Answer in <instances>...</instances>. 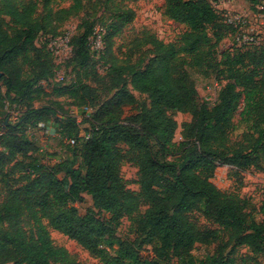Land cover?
I'll use <instances>...</instances> for the list:
<instances>
[{"label":"trees","instance_id":"trees-1","mask_svg":"<svg viewBox=\"0 0 264 264\" xmlns=\"http://www.w3.org/2000/svg\"><path fill=\"white\" fill-rule=\"evenodd\" d=\"M56 1L44 0L41 23L38 0H0V102L7 100L10 109L19 111L16 121L0 133V263L80 264L54 243V230L102 264H235L241 247L252 253L250 262L264 264V199L257 211L261 219L256 220L247 199L214 183L222 167L239 177L250 170L264 172V46L234 43L220 54L219 43L233 38L235 30L209 0H164L162 15L186 27L179 40L165 43L145 32L119 64L113 41L136 16L125 3L138 0H105L115 11V21L108 28L88 19L78 26L70 58L78 78L58 82L59 65L48 45L38 48L35 41L43 32L56 33L58 23L85 9L86 0H69V7L61 9L53 7ZM97 25L105 29L99 57L88 46ZM141 46H149L155 57L143 66L142 61L128 63ZM187 67L224 82L211 106L199 102ZM92 74L95 86L83 80ZM52 77L56 95L76 108L92 110L83 122L92 132L89 139L81 137L71 111L60 113L59 102L34 106ZM129 78L134 90L148 96L149 106L141 105L128 89ZM170 111L189 114L191 120L179 126ZM238 112V123L246 127L234 140ZM9 116L8 111L0 113V125ZM50 120L62 139H77V145H68L78 148L77 169L71 170L67 161L53 166L39 158L26 165L15 162L37 151L28 128L38 129ZM179 127L181 140L176 141ZM125 161L138 168L139 192L128 189L121 177ZM13 162L11 169L20 168L17 178L6 172ZM85 192L93 206L82 214L76 204ZM193 213L217 228H201ZM124 218L135 228L134 239L117 234ZM217 243L223 246L213 255L195 256L197 245Z\"/></svg>","mask_w":264,"mask_h":264},{"label":"rangeland","instance_id":"rangeland-1","mask_svg":"<svg viewBox=\"0 0 264 264\" xmlns=\"http://www.w3.org/2000/svg\"><path fill=\"white\" fill-rule=\"evenodd\" d=\"M211 2V0H209ZM117 2H121V0H117ZM127 6L132 8L135 13V19L132 23L128 24L124 29L121 35L114 38L113 41V53L114 56L117 57L120 62L119 64H123L129 55L131 54V48L133 46V42L135 38L143 36L145 32L154 34L160 40L165 43H174L177 42L181 36V34L186 30L184 25H180L178 23L169 20L168 18L162 15V9L164 5V0H138L136 2L127 1L125 3ZM212 4V2H211ZM69 0H57L53 7L55 9L67 8L69 7ZM214 7L221 12L223 15L227 14V11L230 14H244L247 15L246 12L252 11L250 14H260L261 11L258 9V4H253L250 0H220L218 3H213ZM46 15V10L44 7V0H38V10L37 17L39 22H43L44 17ZM115 11L114 9L109 10L105 5V0H86V7L83 11H81L78 15L72 16L63 23H58L56 27V33L53 32H43L41 33L35 44L38 48L42 46L48 45V41L53 36L57 37L62 34L64 31L68 30H78V26L88 19L90 22H100L103 23L107 28L115 21ZM9 21L8 19H6ZM257 30V39L258 42L253 47L264 46V24H260L259 27H256ZM47 42V43H46ZM234 44V40L231 37L224 39L219 43L217 49L221 54L222 52L229 50ZM73 55V54H72ZM67 53L62 54L59 57L53 55L57 72L62 71V75L65 77L66 82H70L74 78H78V68L75 67L74 64H71L70 55L66 58ZM132 61L128 63L135 64L137 62L142 61V65L147 64L155 57V54L152 53L149 46H141L138 49H134L132 52ZM105 67H101L100 70L103 72ZM26 70H29L26 67ZM187 73L192 79L194 85L196 86L199 93V102L207 103L211 106L216 102L218 92L221 88V84L224 82L217 81L215 78H206L203 75L197 73L195 70L190 67L186 68ZM2 72V71H1ZM3 73V72H2ZM84 82L95 86L96 80L93 77V74L88 78L83 77ZM54 82V78L52 77L49 82L45 85V95H42L41 98L35 101L34 106L40 107L43 104H48L49 102H59L61 105L58 107L60 113H69L73 108H76L75 105H71L69 99L64 96L56 95L54 91V86H56ZM128 89L132 92V94L136 97L138 102L141 105H150V101L148 96L145 94H141L140 92L133 89L130 84V78L128 79ZM5 104H7V109L5 108ZM9 101L4 100L0 102V113L3 115L8 111L10 116L5 121V124L0 125V133L4 132L6 129V124L14 123L16 119L19 117V111H13L9 107ZM7 110V111H6ZM169 114L178 122L179 126L184 122H188L191 120V115L184 113H177L170 111ZM240 120L239 112L234 117L235 122V131L233 132V139L237 140L240 138L243 131H245V124L238 123ZM47 126L51 128L52 134L47 135L44 132L38 130L34 126H30L28 128V135L31 140L36 145L37 151L28 155V156H20L15 161L17 164H30L33 159L39 158L41 164L53 166L55 164H60L65 161L72 162L70 169H77L80 164L79 152L78 148L70 147L66 143L64 139L59 136V129L56 128L54 121H47ZM87 125L82 126L86 128ZM181 129L179 127L176 134V141L181 140L180 135ZM13 162L9 168L6 170L8 175H12L17 178L20 175V168L11 169L16 163ZM66 173L60 175L62 178ZM120 174L125 182L128 189L131 191L139 192V179L140 174L138 172V168L131 162L125 161L122 163ZM242 179V181H240ZM214 183L216 186L222 191H230L236 192L240 194L241 197L247 199L249 201L248 212L254 216L256 220H260L261 216L258 214V207L260 202L264 199V172H257L254 170H250L243 175L236 174L235 171L230 170L228 167L219 168L216 172ZM79 207V210L82 214L86 212L87 208L93 206V201L91 196L85 192L83 194V201L76 204ZM192 220L203 229H216L217 226L213 225L211 222L204 219L200 214L193 213L191 215ZM117 234L122 238L134 239L136 237L135 228L132 225V222L124 218L120 221L117 226ZM51 236L54 240V243L58 246L65 247L73 256L77 258L80 264H102L99 260L91 257L87 251H85L81 246H79L75 241L69 239L63 234L51 230ZM227 238L224 236V241L226 242ZM222 242V241H220ZM223 246L222 243L213 244L211 246H203L197 245L194 250L195 256L200 259L205 258L207 255H213L217 252V249ZM146 250L151 252L152 247H146ZM230 248L225 250L227 253ZM252 256V253L249 249L245 247H241L237 249L235 254L236 263L235 264H254L250 262L249 258ZM262 261V258H260ZM2 264V263H0ZM8 264H14L10 262Z\"/></svg>","mask_w":264,"mask_h":264},{"label":"built area","instance_id":"built-area-1","mask_svg":"<svg viewBox=\"0 0 264 264\" xmlns=\"http://www.w3.org/2000/svg\"><path fill=\"white\" fill-rule=\"evenodd\" d=\"M258 1V9L261 11L259 14H226L227 23L233 27L235 30L233 40L234 43L238 45H255L258 42L257 39V30L256 27H259L260 24H264V0ZM213 3H218L220 0H211ZM214 6V5H213ZM75 34V30L64 31L61 36L50 38L48 40V49L56 57L61 56L64 53H67L66 58L73 54L72 47V38ZM104 35L105 29L99 25L95 26L92 30L91 35L88 38V46L91 50V53L95 57H99L104 51ZM68 59V58H67ZM56 80L58 82H65V77L62 75V71L57 72ZM92 113L91 109L87 108H73L70 112L71 116L77 120V123L80 124L81 128V137L83 139H89L91 137V130L86 131V128H83L85 124L83 122L90 118ZM38 130L44 132V134H52L51 128L45 123L38 124ZM62 138V136L59 134ZM66 143L70 146L77 145V139L75 138H65Z\"/></svg>","mask_w":264,"mask_h":264},{"label":"crops","instance_id":"crops-1","mask_svg":"<svg viewBox=\"0 0 264 264\" xmlns=\"http://www.w3.org/2000/svg\"><path fill=\"white\" fill-rule=\"evenodd\" d=\"M252 11H249V12H246V14H249V13H251ZM227 14H230V12L229 11H227Z\"/></svg>","mask_w":264,"mask_h":264},{"label":"water","instance_id":"water-1","mask_svg":"<svg viewBox=\"0 0 264 264\" xmlns=\"http://www.w3.org/2000/svg\"><path fill=\"white\" fill-rule=\"evenodd\" d=\"M3 77V73L1 72V70H0V79Z\"/></svg>","mask_w":264,"mask_h":264}]
</instances>
